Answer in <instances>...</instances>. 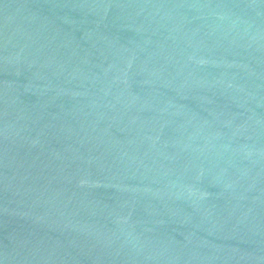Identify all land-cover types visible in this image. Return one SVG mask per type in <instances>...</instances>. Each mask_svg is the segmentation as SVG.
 I'll list each match as a JSON object with an SVG mask.
<instances>
[{
  "label": "water",
  "instance_id": "water-1",
  "mask_svg": "<svg viewBox=\"0 0 264 264\" xmlns=\"http://www.w3.org/2000/svg\"><path fill=\"white\" fill-rule=\"evenodd\" d=\"M0 264H264V0H0Z\"/></svg>",
  "mask_w": 264,
  "mask_h": 264
}]
</instances>
